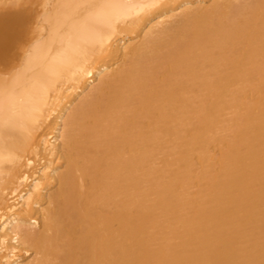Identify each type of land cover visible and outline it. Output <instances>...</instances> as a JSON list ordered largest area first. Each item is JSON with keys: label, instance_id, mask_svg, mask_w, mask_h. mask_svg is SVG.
Listing matches in <instances>:
<instances>
[{"label": "bare ground", "instance_id": "bare-ground-1", "mask_svg": "<svg viewBox=\"0 0 264 264\" xmlns=\"http://www.w3.org/2000/svg\"><path fill=\"white\" fill-rule=\"evenodd\" d=\"M0 264H264V0H0Z\"/></svg>", "mask_w": 264, "mask_h": 264}, {"label": "rangeland", "instance_id": "rangeland-1", "mask_svg": "<svg viewBox=\"0 0 264 264\" xmlns=\"http://www.w3.org/2000/svg\"><path fill=\"white\" fill-rule=\"evenodd\" d=\"M89 92L91 93V90H90V89H87V90L85 91V93L83 92L84 95L82 94L81 96H82V97H83V96L86 97V96H88V95L90 94ZM86 94H87V95H86Z\"/></svg>", "mask_w": 264, "mask_h": 264}]
</instances>
